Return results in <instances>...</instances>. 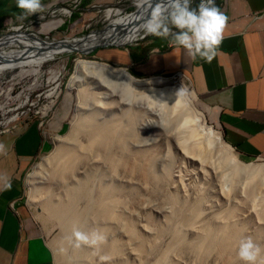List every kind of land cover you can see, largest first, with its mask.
I'll list each match as a JSON object with an SVG mask.
<instances>
[{
    "label": "rangeland",
    "instance_id": "374dc122",
    "mask_svg": "<svg viewBox=\"0 0 264 264\" xmlns=\"http://www.w3.org/2000/svg\"><path fill=\"white\" fill-rule=\"evenodd\" d=\"M199 3L200 0H192L191 6L195 8ZM69 4L64 6L70 7ZM136 4L135 0H117L110 6L94 7L90 14L86 15H80L85 14L86 11L78 8L79 10L75 9L73 12L75 15L79 14L76 18H74V14L69 17L60 13V7L49 8V6L43 5L45 9L43 12L29 15L24 20L14 18L7 21L5 23L6 27L0 32V36L9 34L13 31L11 29L21 27L22 32L36 33L50 40L77 39L92 31L104 29L109 23L105 17L106 10L118 8L121 16H125L138 9ZM53 10L56 11L54 15L51 14ZM58 20H60L61 26L58 30H55L52 28V24ZM39 30H43L45 34H41L38 32ZM108 31L111 32L112 30ZM143 36L145 38L151 37V35H145L144 32ZM106 48L115 47L99 48L86 55L80 53L61 54L54 61L45 62L39 72L25 65V68L9 70L0 75V133L10 130L15 125L35 121L43 123V127H48L50 130V149L32 164L24 177L22 202L35 223L36 232L42 235L52 249L55 264H105V259L109 257L105 246V248L103 247L104 251L102 248L97 249L86 245H82L83 247L81 246L78 249L72 247L63 236L62 224L45 207L48 198L52 201L59 196L60 190L57 188L60 187V184L58 185L60 167L57 166L66 159L64 154L70 146L75 145L76 141L74 142V140L83 136V132L77 127L78 121H85L84 119L87 116L96 115L95 113L99 110L103 114L113 107L110 104L114 103L112 100L115 99L107 100L104 91L97 90L92 84L85 86L84 90H78L77 88L70 90L69 87L78 59L111 65L101 57V49ZM13 49H19V47H13ZM57 72H60L59 79L51 81L53 73ZM129 72L132 76L141 80L161 78L176 83L179 79L178 74L142 77L134 75L131 71ZM183 76L187 78L185 84L188 93L192 94L194 89L189 78L184 74ZM52 93L53 95H51ZM194 94L197 100H195V106L198 111L205 113L208 125L220 131L223 140H225L218 122L217 110L206 98L195 92ZM205 106L209 107L216 114V117L210 114ZM46 108H49V111L44 114L43 111ZM76 115H78V118ZM147 115L144 114L135 124L136 135L131 142L127 143L124 162L116 175L124 190L120 198L122 203V215H120L122 218L120 217L118 226L115 227V231L108 240L116 241L120 245L121 258L127 264H243L239 260L237 252L232 254L233 257L230 254L227 256L228 253H222L219 248L199 250L200 248L195 245L203 240L206 224L211 225L212 223V225H215L216 222L227 219L229 220L228 223L236 224L242 230L240 241L246 237H251L254 242L264 248L262 195L257 194L255 199L252 200L247 192L244 193L241 188H230L229 183L226 184L225 182L223 193L221 186L224 183L214 177L209 163L203 162L201 164V161L199 162L197 156L199 151L196 144L193 145L195 141L190 136V125L184 124L182 121L176 122L177 124L180 123V125H177L171 119L157 121L162 125L155 124L146 119ZM13 116H17V119L4 124L8 118ZM152 120L154 122L156 118H152ZM54 121L62 122L63 128L59 132L51 130L49 127L50 122ZM44 128L43 130H46ZM197 135H199V132L195 133V136ZM224 142L227 143L226 140ZM234 152L239 159L255 164L264 163V158H244L235 149ZM193 154L195 158L198 157L196 161ZM145 156L154 158L152 169H149L147 160H144ZM140 163L142 166H138ZM55 165H57V169ZM133 165H137V167L131 170ZM118 176H121L122 179ZM177 201L183 203L180 219L188 216L193 218V222L196 223L192 224L193 227H189L185 222H182V219L181 221L179 219L177 224L178 230L184 238L183 244L167 248L172 242L173 237L171 235L173 233L168 230V232L159 236V229L168 228L167 223L171 219L170 215L173 216L174 204ZM195 207H197V214L199 215L192 213ZM128 222L134 225L135 234L128 230ZM74 228L81 231L78 225ZM182 228H185V230H182ZM129 237L131 239H128ZM144 239L150 242H146ZM154 239L157 240V244H155L157 249L156 252L152 253L150 248ZM136 244L139 247L142 244L144 248L140 250ZM238 246L239 244L237 250ZM167 249L170 251H165Z\"/></svg>",
    "mask_w": 264,
    "mask_h": 264
},
{
    "label": "bare ground",
    "instance_id": "6f19581e",
    "mask_svg": "<svg viewBox=\"0 0 264 264\" xmlns=\"http://www.w3.org/2000/svg\"><path fill=\"white\" fill-rule=\"evenodd\" d=\"M154 1L152 0V4ZM157 1L159 2V0ZM135 3H137L138 9L129 15L121 16L118 8H110L106 11L105 17L111 24L108 30H112L111 32L108 31L107 35H110V39H115L119 44L132 40H137L136 42L139 43L145 37L143 36L142 25L150 16V6L144 3V0H135ZM118 28H122V32L118 31ZM11 30L13 31L9 34L0 36V75L9 70L25 68V65L39 72L45 62H52L58 55H61L60 50L52 48L51 41H48L50 39L40 40L36 37L38 36L36 33L33 34L35 38L32 39L30 34L22 32L19 28ZM67 41L73 42L69 39ZM53 42L58 43L59 41L55 40ZM88 45L91 46L89 43ZM13 47H19V49H13ZM59 76L60 72L53 73L50 80L57 81ZM186 79L182 74L179 75L176 83L161 78L141 80L132 76L126 68H115L109 64L84 59H78L76 62L74 74L69 83L70 90L74 88L84 90L85 86L92 84L97 90L104 91L107 100H115H112L114 103L110 104L113 107L109 108L110 110L108 109L109 112L107 110L102 114L99 110L95 113L96 115L87 116L84 119L85 121L77 120L79 124L78 126L76 124V126L83 132V136L80 139L79 137L78 139L75 138V145L70 146L71 148L69 147V150L64 154L66 159L62 161V164L55 165V168L56 166L60 167V173H58V185L60 184V187L57 188L60 190L59 196L56 200L54 197L52 201L48 198L45 207L62 224L65 239L71 236L76 225L83 232L99 231L102 233L106 239L99 247L95 248H102L103 251L104 246L107 248L109 257L105 259V264H127L121 258L120 245L116 241L108 240V238L115 231L122 215L120 198L124 190L116 175L124 162L127 143L131 142L136 135L135 124L144 114H148L146 119L155 124H160L157 122L160 120L171 119L175 123L182 121L184 124L190 125V136L195 141L193 145L196 144L198 148L199 162L201 161V164L203 162L209 163L211 173L214 174L215 178L220 179L221 183H229L230 188H241L244 193L249 194L252 200L255 199L257 194L262 195L264 207V163L255 164L239 159L230 145L224 142L222 133L208 125L205 113L198 111L196 108L194 91L192 94L188 93L187 97L177 94L181 87L187 89ZM49 108H46L43 113L47 114ZM78 115H76L77 118ZM152 118H156V121L153 122ZM16 119L17 116L8 118L4 124ZM177 125H180V123ZM196 132H199V135L195 136ZM76 135L78 136V134ZM193 157L195 158L194 154ZM197 158L194 160L196 161ZM144 160H147L149 169H152L154 158L145 156ZM138 166H142L141 163ZM136 167L137 165H133L131 170ZM118 177L121 178V176ZM225 183L221 186L223 193ZM174 205L173 216L170 215L171 219L169 218L170 220L167 223L168 228L159 229V236H162L168 230L173 233L171 235L173 237L172 242L169 241L171 244L167 248L183 244L184 239L178 230L177 224L183 203L177 201ZM196 208H193L192 213L199 215ZM228 221L222 219L221 222L218 221L215 225H212L211 222V225L206 224L203 240L195 246H198L199 250L219 248L222 253H228L227 256L238 252L237 245L240 243L242 230L236 224H230ZM131 222H128V230L135 234L136 229ZM182 222H185L189 227L196 223L193 222V218L188 216L183 218ZM120 223L122 224L121 221ZM122 226L124 227V224ZM185 228H182V230H185ZM155 239L151 242L150 252L152 253L156 252L157 249V245H155L157 240ZM199 239L201 240V237ZM137 247L140 250L144 248L142 244Z\"/></svg>",
    "mask_w": 264,
    "mask_h": 264
},
{
    "label": "crops",
    "instance_id": "0c3cea01",
    "mask_svg": "<svg viewBox=\"0 0 264 264\" xmlns=\"http://www.w3.org/2000/svg\"><path fill=\"white\" fill-rule=\"evenodd\" d=\"M84 1L86 13L81 15L116 0ZM71 2L42 0L49 8ZM215 5L228 17V25L211 62L191 59L183 48L155 36L127 47L101 49V57L142 77L185 74L194 92L217 110L227 143L244 158H264V0H216ZM20 15L16 0H0V32ZM60 24L54 21L52 28L58 30ZM42 127L43 123L28 122L0 134V144L6 147L0 154V177L9 178L12 185L2 190L0 181V264H55L52 249L36 232L22 202L26 173L51 147L50 130ZM49 127L59 132L63 125L54 121Z\"/></svg>",
    "mask_w": 264,
    "mask_h": 264
},
{
    "label": "clouds",
    "instance_id": "9594fccd",
    "mask_svg": "<svg viewBox=\"0 0 264 264\" xmlns=\"http://www.w3.org/2000/svg\"><path fill=\"white\" fill-rule=\"evenodd\" d=\"M215 1L200 0V3L193 8L192 0H159L154 5L152 0H144V3L151 7V13L142 25V29L145 35L168 39L170 45L183 48L191 59L199 57L211 62L218 55L228 25V17L215 5ZM83 2L84 0L79 9L82 8ZM16 6L21 10V15L17 17L19 20L45 10L42 0H16ZM177 94L187 97L188 90L181 87ZM4 153L6 147L0 144V154ZM0 181L3 182L2 190L11 189L9 178L0 177ZM66 239L72 247L78 249L82 245L99 247L106 237L99 231L83 232L74 228L72 236ZM237 256L243 264H264V248L251 237L240 241Z\"/></svg>",
    "mask_w": 264,
    "mask_h": 264
},
{
    "label": "water",
    "instance_id": "95a60500",
    "mask_svg": "<svg viewBox=\"0 0 264 264\" xmlns=\"http://www.w3.org/2000/svg\"><path fill=\"white\" fill-rule=\"evenodd\" d=\"M157 2L158 1L155 0L153 5ZM149 8L151 10V7H149ZM110 26H111V24L108 23V25H106L104 27V29L92 31L91 33H89V34H87L81 38L72 39L73 42L67 41V39L56 40V41H59L58 43L53 42L55 40H48V41H51V44L53 46L52 48L60 50V52H61L60 54L80 53L83 55L94 52V51L98 50L99 48H104V47L122 48V47H127L129 45H132V44H134V42H136V41H130V42L126 41L124 43L119 44L116 42L115 39H110V37H109L110 35L109 36L107 35V31H108V28H110ZM118 29H119L118 31H121V32L123 30L122 28H118ZM27 34L28 35L30 34V37L32 39L35 38V36L32 33H27ZM36 37H38L40 40L49 39V38H43L40 35H38ZM88 43L91 44V46L88 45ZM84 45H86V46H84ZM230 147L234 150V148L232 146H230Z\"/></svg>",
    "mask_w": 264,
    "mask_h": 264
},
{
    "label": "built area",
    "instance_id": "2783aa9c",
    "mask_svg": "<svg viewBox=\"0 0 264 264\" xmlns=\"http://www.w3.org/2000/svg\"><path fill=\"white\" fill-rule=\"evenodd\" d=\"M82 1L83 0H73L70 7H61L59 8V12L71 17L73 14V9H77L81 5ZM51 14H56V11H51ZM19 29H21V27H19Z\"/></svg>",
    "mask_w": 264,
    "mask_h": 264
},
{
    "label": "trees",
    "instance_id": "16d2710c",
    "mask_svg": "<svg viewBox=\"0 0 264 264\" xmlns=\"http://www.w3.org/2000/svg\"><path fill=\"white\" fill-rule=\"evenodd\" d=\"M85 2V1H84ZM82 8H85V4L83 3V5H82ZM77 16H79V14H76V15H74V18H76Z\"/></svg>",
    "mask_w": 264,
    "mask_h": 264
}]
</instances>
